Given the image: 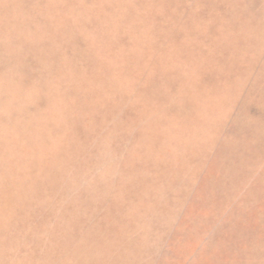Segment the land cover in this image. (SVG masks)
I'll use <instances>...</instances> for the list:
<instances>
[{"label":"rangeland","instance_id":"obj_1","mask_svg":"<svg viewBox=\"0 0 264 264\" xmlns=\"http://www.w3.org/2000/svg\"><path fill=\"white\" fill-rule=\"evenodd\" d=\"M0 264H264V0H0Z\"/></svg>","mask_w":264,"mask_h":264}]
</instances>
